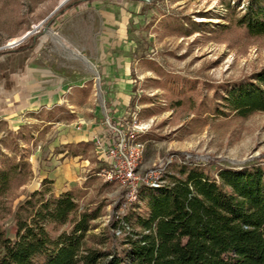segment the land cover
I'll return each mask as SVG.
<instances>
[{
    "label": "rangeland",
    "instance_id": "374dc122",
    "mask_svg": "<svg viewBox=\"0 0 264 264\" xmlns=\"http://www.w3.org/2000/svg\"><path fill=\"white\" fill-rule=\"evenodd\" d=\"M63 1L0 0V53L26 46L31 36L49 31L48 23ZM72 1L76 0L63 7ZM223 1L229 0H150L134 13L123 4L119 34L97 29L109 47L105 54L112 57L115 47L114 58L120 56L122 65L129 64L127 75L122 68L121 76L132 82V94L126 102L92 101L91 110L99 109L105 133V122L116 110H124L125 124L136 121L147 126L138 136L145 146L142 176L164 177L171 165L184 162L202 165L211 174L241 170L264 157V113L241 119L214 112L218 90L264 70V39L252 38L243 29H220L228 16ZM242 1L244 7L247 0ZM126 13L131 16L124 19ZM29 32L32 35L19 46L10 47ZM70 111L64 106L0 125V163L4 158L25 161L32 172L25 186L12 191L11 216L0 220L12 239L14 214L36 191L60 194L71 189L87 206L105 205L102 227L112 220L123 198V187L100 176L107 162L95 144L79 158L67 155L85 149L64 144V135L85 125L76 124L80 116ZM50 119L55 122L48 123Z\"/></svg>",
    "mask_w": 264,
    "mask_h": 264
},
{
    "label": "trees",
    "instance_id": "16d2710c",
    "mask_svg": "<svg viewBox=\"0 0 264 264\" xmlns=\"http://www.w3.org/2000/svg\"><path fill=\"white\" fill-rule=\"evenodd\" d=\"M76 1L66 8L84 3ZM242 2L223 1L228 16L220 29L264 39V0ZM214 112L241 119L264 113V70L218 90ZM81 146L83 153L70 154L92 149ZM31 177L25 161L0 163V220L12 214L13 189ZM162 181L160 188L142 185L133 203L124 193L106 227L105 205L87 206L75 190L32 193L14 214L15 239L0 222V264H264V157L215 174L193 162L173 164Z\"/></svg>",
    "mask_w": 264,
    "mask_h": 264
},
{
    "label": "crops",
    "instance_id": "0c3cea01",
    "mask_svg": "<svg viewBox=\"0 0 264 264\" xmlns=\"http://www.w3.org/2000/svg\"><path fill=\"white\" fill-rule=\"evenodd\" d=\"M79 1L84 3L67 8L64 4L59 9L62 2L58 4L57 15L48 23L49 31L31 36L26 50L0 56V125L28 114L66 106L70 113L80 116L76 124H85L64 135L66 147L94 146L95 138L103 135L105 128L99 120L102 118L99 109L91 110V102H126L130 98L132 82L121 76L122 68L127 75L129 64L122 65L120 56L114 58L115 47H112V57L105 54L109 47L97 29L119 34L120 7L128 4L129 11L134 13L150 0H77L76 3ZM131 13H126L124 19ZM124 115V110H116L112 117L125 121ZM52 122L55 121L48 120ZM67 155L81 157H73L69 152ZM68 191L71 189L61 193Z\"/></svg>",
    "mask_w": 264,
    "mask_h": 264
},
{
    "label": "built area",
    "instance_id": "2783aa9c",
    "mask_svg": "<svg viewBox=\"0 0 264 264\" xmlns=\"http://www.w3.org/2000/svg\"><path fill=\"white\" fill-rule=\"evenodd\" d=\"M106 133L96 137V152L105 157L107 166L100 176L110 184H117L125 189L129 203L137 200V191L142 185L160 188L164 182L162 175H145L139 173L144 159L145 146L138 139L147 126L134 121L127 125L122 119L107 118ZM108 125V127H107Z\"/></svg>",
    "mask_w": 264,
    "mask_h": 264
},
{
    "label": "water",
    "instance_id": "95a60500",
    "mask_svg": "<svg viewBox=\"0 0 264 264\" xmlns=\"http://www.w3.org/2000/svg\"><path fill=\"white\" fill-rule=\"evenodd\" d=\"M69 0H64L61 4H60V6L58 7V9L59 8H61L64 4H66L67 2H68ZM32 35V32H29V33H27L21 40H19L18 42H16V43H13L10 47H14V46H19L23 41H25L29 36H31Z\"/></svg>",
    "mask_w": 264,
    "mask_h": 264
}]
</instances>
